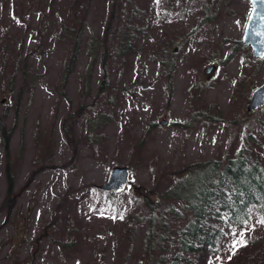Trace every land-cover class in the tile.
<instances>
[{
  "label": "rangeland",
  "instance_id": "1",
  "mask_svg": "<svg viewBox=\"0 0 264 264\" xmlns=\"http://www.w3.org/2000/svg\"><path fill=\"white\" fill-rule=\"evenodd\" d=\"M251 9L250 0H0V119L13 128L15 167L8 198L0 134V264L172 256L191 218L164 196L180 171L244 145L264 155V109L247 110L264 57L237 46ZM126 26L136 42L122 55L115 33ZM107 34L88 79L91 42ZM118 165L130 167L131 183L108 196L102 185ZM261 221L253 213L229 228L195 264H264Z\"/></svg>",
  "mask_w": 264,
  "mask_h": 264
},
{
  "label": "trees",
  "instance_id": "2",
  "mask_svg": "<svg viewBox=\"0 0 264 264\" xmlns=\"http://www.w3.org/2000/svg\"><path fill=\"white\" fill-rule=\"evenodd\" d=\"M107 30H111L110 27ZM135 34V29L128 26L120 33H115L116 40L120 41L119 54L127 55L132 51L136 42ZM107 36L108 34L102 40L95 38L93 43L91 42L94 55L91 59L88 79L91 77L96 52L101 46L105 53L109 49ZM80 43L81 30L78 31L73 54L66 65L67 71L74 67ZM237 44L241 47L242 41ZM172 73L173 70L170 75ZM103 84L106 85L105 81ZM262 111L259 121L264 127V110ZM195 117L194 113L187 122L178 124L187 126ZM96 120H100V117ZM12 133L13 128H8L0 119L1 140L7 156L8 198L15 195L14 160L9 157ZM164 196L179 202L181 210L189 213L191 218L179 230L172 256L167 259L166 254H162L158 264H195V256L216 250L218 242L229 228L245 226L251 220L253 213L264 215V155H253L252 148L244 145L225 160L213 158L194 162L187 165L185 171H180L173 185L164 192ZM174 210L171 207L168 211ZM154 234L155 227L152 224L148 233L149 239ZM150 245H152L151 241Z\"/></svg>",
  "mask_w": 264,
  "mask_h": 264
},
{
  "label": "water",
  "instance_id": "3",
  "mask_svg": "<svg viewBox=\"0 0 264 264\" xmlns=\"http://www.w3.org/2000/svg\"><path fill=\"white\" fill-rule=\"evenodd\" d=\"M252 10L249 14L245 31L242 37L244 46H250L253 56L264 57V0H251ZM216 66L211 64L205 69V73L211 75L216 71ZM264 108V83L257 86L251 94L247 110L258 111ZM167 124V120L162 121ZM131 182V169L128 166H114L110 169L106 183L102 189L106 192H120Z\"/></svg>",
  "mask_w": 264,
  "mask_h": 264
},
{
  "label": "snow or ice",
  "instance_id": "4",
  "mask_svg": "<svg viewBox=\"0 0 264 264\" xmlns=\"http://www.w3.org/2000/svg\"><path fill=\"white\" fill-rule=\"evenodd\" d=\"M261 223H264V221H261Z\"/></svg>",
  "mask_w": 264,
  "mask_h": 264
}]
</instances>
